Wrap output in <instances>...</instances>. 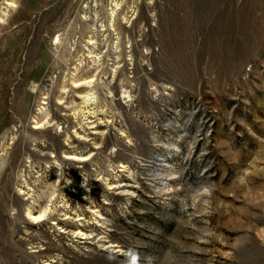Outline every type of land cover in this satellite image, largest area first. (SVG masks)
<instances>
[{
	"label": "rangeland",
	"instance_id": "obj_1",
	"mask_svg": "<svg viewBox=\"0 0 264 264\" xmlns=\"http://www.w3.org/2000/svg\"><path fill=\"white\" fill-rule=\"evenodd\" d=\"M47 261L264 264V0H0V264Z\"/></svg>",
	"mask_w": 264,
	"mask_h": 264
},
{
	"label": "bare ground",
	"instance_id": "obj_2",
	"mask_svg": "<svg viewBox=\"0 0 264 264\" xmlns=\"http://www.w3.org/2000/svg\"><path fill=\"white\" fill-rule=\"evenodd\" d=\"M263 30V29H262ZM91 80L92 79H89V80H85L84 82H80V83H73L74 84V86H80V85H82V84H86L87 86L89 85V83L91 82ZM82 94V93H81ZM91 93H86V94H83V95H81V97H83V101L85 102V103H89L90 102V99H91V95H90ZM126 95V94H125ZM128 95V94H127ZM129 96V95H128ZM39 122V121H38ZM50 123V122H49ZM43 123H41V124H39V125H37V126H35L34 128H36V127H39L40 125H42ZM36 125V124H35ZM58 125V124H57ZM57 129V128H56ZM66 156H65V158H67V159H72V160H79V161H81V160H84V157H82V156H76V155H73V154H65ZM89 156V155H88ZM85 159H87V158H85ZM123 166V165H122ZM26 185H27V187L28 188H30L29 186H28V184L26 183ZM81 186V184L79 183V184H77V187H75V189H73L72 191L73 192H75V190H76V188H79ZM119 187V186H118ZM21 190V189H20ZM22 193L24 192V190H22L21 191ZM27 193H28V191H27ZM53 210L54 209H52L51 207H49L48 205H44L43 207H41V209H39V211L37 212V213H34L33 211H32V208H31V206L30 205H26V207H25V211H24V215H25V218H27V220L29 219V221H32L33 223H37V222H42V221H46V220H48V219H50V217L52 216V214H53ZM23 215V216H24ZM52 218V217H51ZM64 218H66V217H64ZM64 218H61V219H64ZM60 219V220H61ZM78 219H81V217H79ZM59 222V221H58ZM51 223H54V221H52ZM55 224L63 231V232H68V231H70V233L73 235V237H78V238H83V239H87V238H89V237H91L92 235V232H85V231H83L82 229H79V228H76L75 230L74 229H67V227L66 226H64V225H58V223L57 222H55ZM55 225V226H56ZM61 230H59V231H61ZM3 232V231H2ZM69 233V234H70ZM44 236V235H43ZM86 242V241H85ZM101 245H105V243H101ZM87 246V245H86ZM108 246H111V244H109ZM41 249H44V246H40L38 249H37V251H41ZM36 250V249H35ZM47 264H49V262L47 261L46 262Z\"/></svg>",
	"mask_w": 264,
	"mask_h": 264
}]
</instances>
